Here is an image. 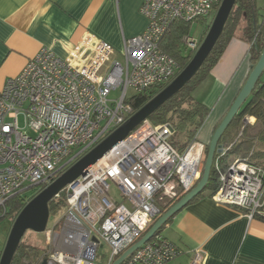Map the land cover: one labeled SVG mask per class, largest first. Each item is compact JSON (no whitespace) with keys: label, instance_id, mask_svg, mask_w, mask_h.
I'll return each mask as SVG.
<instances>
[{"label":"built area","instance_id":"1","mask_svg":"<svg viewBox=\"0 0 264 264\" xmlns=\"http://www.w3.org/2000/svg\"><path fill=\"white\" fill-rule=\"evenodd\" d=\"M220 2L142 0L139 11L147 25L124 41V62L112 57L115 51L107 41L88 30L65 56L42 47L27 59L0 90V216L10 196L31 185L41 189L63 165L129 118L136 111L129 102L134 94L169 83L180 71L161 47L171 23L206 17ZM183 42L194 51L200 44L189 34ZM113 90L119 94L110 97ZM251 123V115H243L239 131L220 153L238 143ZM172 134L169 122L156 125L145 119L64 187L67 207L60 229L55 224L43 232L53 246L45 253L46 264H112L144 235L162 208L194 187L205 145L196 140L178 151L169 143ZM216 168L219 186L212 199L249 218L264 217V168L249 157H235L224 170ZM180 252L155 233L120 264H166ZM101 254L104 263L98 260ZM202 260L196 250L189 264Z\"/></svg>","mask_w":264,"mask_h":264},{"label":"crops","instance_id":"2","mask_svg":"<svg viewBox=\"0 0 264 264\" xmlns=\"http://www.w3.org/2000/svg\"><path fill=\"white\" fill-rule=\"evenodd\" d=\"M141 1L0 0V90L42 47L65 56L85 30L120 52L127 38L146 28L147 18L139 11ZM255 3L260 10L264 6ZM249 48L238 28L217 63L192 91L198 92L196 100L211 109L197 134V141L204 145L254 66ZM241 122L242 118L240 126ZM251 122L243 129L244 135L256 132L253 115ZM240 126L229 130L223 140L231 141ZM245 154L241 149L229 161ZM160 233L181 250L166 264H189L196 250L202 253V264H264V217L249 218L237 207L216 203L209 190L169 217Z\"/></svg>","mask_w":264,"mask_h":264},{"label":"trees","instance_id":"3","mask_svg":"<svg viewBox=\"0 0 264 264\" xmlns=\"http://www.w3.org/2000/svg\"><path fill=\"white\" fill-rule=\"evenodd\" d=\"M204 17L205 16H201L191 21L176 20L172 22L167 33L162 39V49L179 63V70H181L186 65V63L194 53V50H191L184 44L183 37L189 34L193 21L203 19ZM242 22L244 23L242 24ZM210 23L211 22H208L204 26V29L202 30L199 37V42L202 41L204 35L206 34V31L209 28ZM238 28H241L243 37L249 42L250 60L255 64L264 47V12H262L256 5L255 0H236L233 9L230 12L229 17L224 25L223 32L221 33L220 37L218 38L217 42L215 43L214 47L212 48L211 52L207 56L200 69L185 86H183L176 94L165 101L148 118L149 121L156 125L164 122H169L173 128V134L176 132L183 133L186 139L185 148L192 142L197 140L198 132L211 113V109L204 105L202 102L194 99V97H192L191 95V92L217 63ZM263 73L264 70L258 78L251 93L241 104L232 121L223 132L219 143L223 146L229 143L230 140H223L224 136L229 130H238L240 126V120L245 114L253 115L256 117V132L252 135H244L243 133L242 139H240L238 143L231 146L225 153L214 154L206 186L191 200L196 199L197 196L205 190H209L211 195L217 190L219 186V180L216 164L219 169L224 170L230 162V155L241 149L244 150L246 154H248H245L246 156L243 155L241 157H249L251 161L261 165L264 168V161L261 160V157H264ZM163 86L164 84L156 89H153L152 91H149L148 93L134 94L130 98L129 102L133 105L134 109L137 110ZM207 148L208 143L205 145L204 149L202 169L207 153ZM39 189L40 188H38V190ZM34 194L26 195L24 193V190H22L10 196L4 204L5 212L0 216V221L4 219H11V226L18 212ZM181 197H179L177 200H179ZM177 200L168 203L164 208H162L161 213H164L166 210H168ZM66 207L67 202L63 193L55 196L49 202L50 214L62 212L63 215ZM163 226L164 224L155 233L161 234L160 231ZM1 250L2 249H0V253ZM44 257L45 253L43 250H40L38 247L30 243L23 242V239H21L10 264H40Z\"/></svg>","mask_w":264,"mask_h":264},{"label":"water","instance_id":"4","mask_svg":"<svg viewBox=\"0 0 264 264\" xmlns=\"http://www.w3.org/2000/svg\"><path fill=\"white\" fill-rule=\"evenodd\" d=\"M235 2L236 0H221L209 28L197 49L194 51L186 65L169 83L154 94L122 124L104 136L92 148L84 154L75 157L73 162L63 165L60 169L61 172L50 183L39 189L25 203L14 218L8 231L5 243L0 253V264L11 263L14 253L26 231H32L35 233H43L45 231L50 215L49 202L51 199L59 195L68 183L73 181L78 176L83 175L92 164L98 161L115 144L125 138L138 124L145 119H148L153 112H155L170 97L176 94L197 73L223 32L224 25ZM263 70L264 47L226 115L214 130V133L208 143L202 173L198 182L168 210L162 213L153 222L144 235L128 247L117 259L112 262V264H120L141 244L147 242L169 217L175 214L205 188L214 154L220 153L223 150V145L219 143V140L241 104L251 93ZM31 187L35 186H27L25 189ZM40 264H46V260L43 259Z\"/></svg>","mask_w":264,"mask_h":264},{"label":"rangeland","instance_id":"5","mask_svg":"<svg viewBox=\"0 0 264 264\" xmlns=\"http://www.w3.org/2000/svg\"><path fill=\"white\" fill-rule=\"evenodd\" d=\"M258 4H262L264 5V0H256ZM262 12H264V6H262L261 9ZM215 14V10H212L208 16L204 17L203 19L197 20V21H193L191 24V28L189 31L190 36L195 37L197 39H199L202 30L204 29V26L208 23L211 22L213 17ZM114 58L124 62L123 56L120 54L119 51H115V53L113 54ZM189 61V60H188ZM179 64V63H178ZM262 78L264 79V73L262 75ZM119 94L118 90H113L110 94V97H115ZM192 97H194V99H196L195 97L198 95V92L196 91L195 93L191 92ZM19 125L23 126V118L20 115L19 116ZM169 143L170 145L175 149V150H183L185 148V143H186V139L183 133H174L171 138L169 139ZM38 186L35 187H31L28 189L24 190V193L26 195H30V194H34L35 192L38 191ZM111 190L114 193H117V189L115 187V185H111ZM62 212L56 213V214H50L49 218H48V223H47V227H51L53 225L56 224V226L54 227V229L57 231L60 229V226L63 222V219L61 218ZM11 219H4L0 221V249L3 248V245L5 243L8 231L10 229V221ZM23 242H27L30 243L36 247H38L40 250H43L44 253H46L49 249H51L53 246L51 243H48L45 237L44 233H35L32 231H26L24 236L22 237ZM106 248L104 247L103 249H101L100 253H102L103 250H105ZM103 254H101V257L98 258V260L100 262L104 263V259L102 257Z\"/></svg>","mask_w":264,"mask_h":264}]
</instances>
